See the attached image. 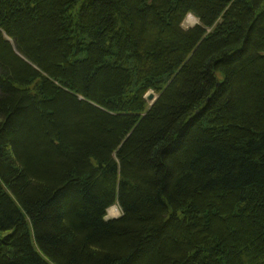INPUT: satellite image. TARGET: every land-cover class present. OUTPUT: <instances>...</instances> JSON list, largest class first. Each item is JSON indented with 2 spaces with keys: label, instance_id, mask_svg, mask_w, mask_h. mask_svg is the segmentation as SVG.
<instances>
[{
  "label": "trees",
  "instance_id": "16d2710c",
  "mask_svg": "<svg viewBox=\"0 0 264 264\" xmlns=\"http://www.w3.org/2000/svg\"><path fill=\"white\" fill-rule=\"evenodd\" d=\"M0 264H264V0H0Z\"/></svg>",
  "mask_w": 264,
  "mask_h": 264
},
{
  "label": "rangeland",
  "instance_id": "374dc122",
  "mask_svg": "<svg viewBox=\"0 0 264 264\" xmlns=\"http://www.w3.org/2000/svg\"><path fill=\"white\" fill-rule=\"evenodd\" d=\"M199 22V19L196 18V16H194L193 14H188V16L186 17L184 23H183V26L185 28H188V27H192L194 26L195 24H197ZM157 96V94H156ZM156 100V99H155ZM155 100H152V101H149L151 104H153L155 102ZM122 213L121 209L119 206H116L115 208L113 207L112 209L110 208L108 210V218H113V217H118L120 216Z\"/></svg>",
  "mask_w": 264,
  "mask_h": 264
},
{
  "label": "water",
  "instance_id": "95a60500",
  "mask_svg": "<svg viewBox=\"0 0 264 264\" xmlns=\"http://www.w3.org/2000/svg\"><path fill=\"white\" fill-rule=\"evenodd\" d=\"M158 98V96H156V93L154 92V91H150V92H148L147 94H146V99L148 100V101H152V100H155V99H157ZM156 101V100H155Z\"/></svg>",
  "mask_w": 264,
  "mask_h": 264
},
{
  "label": "bare ground",
  "instance_id": "6f19581e",
  "mask_svg": "<svg viewBox=\"0 0 264 264\" xmlns=\"http://www.w3.org/2000/svg\"><path fill=\"white\" fill-rule=\"evenodd\" d=\"M189 15H190V14H189ZM113 207L115 208V207H116V205H114V206H111L110 208L112 209ZM110 208H109V209H110Z\"/></svg>",
  "mask_w": 264,
  "mask_h": 264
}]
</instances>
